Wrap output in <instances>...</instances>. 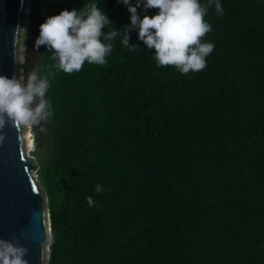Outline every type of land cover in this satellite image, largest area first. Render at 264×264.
<instances>
[{
	"label": "trees",
	"instance_id": "obj_1",
	"mask_svg": "<svg viewBox=\"0 0 264 264\" xmlns=\"http://www.w3.org/2000/svg\"><path fill=\"white\" fill-rule=\"evenodd\" d=\"M83 2L40 0L39 24ZM220 3L197 72L157 66L120 0L98 4L134 46L117 37L105 65L64 72L39 46L52 105L48 155L36 156L46 264H264V0Z\"/></svg>",
	"mask_w": 264,
	"mask_h": 264
},
{
	"label": "clouds",
	"instance_id": "obj_2",
	"mask_svg": "<svg viewBox=\"0 0 264 264\" xmlns=\"http://www.w3.org/2000/svg\"><path fill=\"white\" fill-rule=\"evenodd\" d=\"M129 12L130 25L136 29L137 38L151 49L157 66H174L181 73L203 70L207 57L215 47L203 37L211 31L205 20L209 7L223 14L220 0H120ZM155 8L148 15H141L138 8ZM105 29H110L105 31ZM23 32L17 26L14 34ZM121 38L129 45L125 31L112 27V21L98 4V0H87L80 8L61 9L48 15L39 24L35 46L44 45L52 53L55 67L64 72L79 71L88 64L105 65L111 53L113 41ZM48 76H38L36 71L25 80L0 75V127L6 119L20 125L40 126L52 115L48 98ZM96 185L95 191H103ZM88 205L94 204L87 198ZM27 249L19 244L0 238V264H27L24 258Z\"/></svg>",
	"mask_w": 264,
	"mask_h": 264
},
{
	"label": "water",
	"instance_id": "obj_3",
	"mask_svg": "<svg viewBox=\"0 0 264 264\" xmlns=\"http://www.w3.org/2000/svg\"><path fill=\"white\" fill-rule=\"evenodd\" d=\"M24 6L25 0H0V75L17 78L19 33L14 30L22 25ZM25 130L7 119L0 127V238L24 246L27 264H46L49 213L26 154Z\"/></svg>",
	"mask_w": 264,
	"mask_h": 264
},
{
	"label": "rangeland",
	"instance_id": "obj_4",
	"mask_svg": "<svg viewBox=\"0 0 264 264\" xmlns=\"http://www.w3.org/2000/svg\"><path fill=\"white\" fill-rule=\"evenodd\" d=\"M41 15V3L40 0H26L25 2V14L23 15V22L21 27L24 28V34L20 33V44L18 49V66H17V78L25 80L29 73L36 71L37 64V50L39 46H35V38L39 33V21ZM37 72V71H36ZM26 127L25 135L29 140L28 150H25L26 154L32 160L35 166L36 174L38 177L39 163L36 156L39 155L42 161L46 160L48 155V148L51 143V118L48 117L47 121H41L40 126L24 125ZM31 141V142H30ZM40 185V184H39ZM42 194L46 196L44 189L40 186ZM47 199L45 201V209H47ZM49 242V240H48ZM49 246V244H47ZM48 246L45 250V258L48 254Z\"/></svg>",
	"mask_w": 264,
	"mask_h": 264
},
{
	"label": "bare ground",
	"instance_id": "obj_5",
	"mask_svg": "<svg viewBox=\"0 0 264 264\" xmlns=\"http://www.w3.org/2000/svg\"><path fill=\"white\" fill-rule=\"evenodd\" d=\"M25 2H26V0H25ZM24 14H25V6H24ZM22 22H23V19H22ZM21 33V32H20ZM20 33H19V41H18V47H19V44H20ZM19 49V48H18ZM18 58H17V63H18ZM24 139L26 140V142H27V144H26V150H28L29 149V147L31 146V143H30V146H29V140L28 139H26V135H25V133H24ZM31 142V141H30ZM24 144H25V141H24Z\"/></svg>",
	"mask_w": 264,
	"mask_h": 264
},
{
	"label": "built area",
	"instance_id": "obj_6",
	"mask_svg": "<svg viewBox=\"0 0 264 264\" xmlns=\"http://www.w3.org/2000/svg\"><path fill=\"white\" fill-rule=\"evenodd\" d=\"M47 216H48V213H47ZM48 220H49V216H48ZM48 224H49V222H48Z\"/></svg>",
	"mask_w": 264,
	"mask_h": 264
}]
</instances>
